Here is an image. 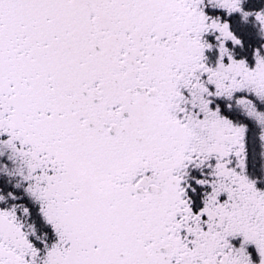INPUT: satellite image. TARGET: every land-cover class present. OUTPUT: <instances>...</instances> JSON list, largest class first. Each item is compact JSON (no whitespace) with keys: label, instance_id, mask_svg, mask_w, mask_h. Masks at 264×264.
Listing matches in <instances>:
<instances>
[{"label":"snow or ice","instance_id":"obj_1","mask_svg":"<svg viewBox=\"0 0 264 264\" xmlns=\"http://www.w3.org/2000/svg\"><path fill=\"white\" fill-rule=\"evenodd\" d=\"M0 264H264V0H0Z\"/></svg>","mask_w":264,"mask_h":264}]
</instances>
